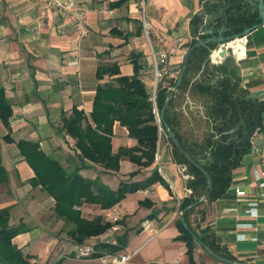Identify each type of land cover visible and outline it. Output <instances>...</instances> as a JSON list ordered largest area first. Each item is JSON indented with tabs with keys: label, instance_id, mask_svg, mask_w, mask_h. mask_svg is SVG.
Instances as JSON below:
<instances>
[{
	"label": "crops",
	"instance_id": "0c3cea01",
	"mask_svg": "<svg viewBox=\"0 0 264 264\" xmlns=\"http://www.w3.org/2000/svg\"><path fill=\"white\" fill-rule=\"evenodd\" d=\"M77 2L88 9L86 31L81 37L64 12L48 10L42 17L44 8L33 0H0V163L6 171L0 183V210L9 212V225L21 228L12 242L28 257L27 264H112L99 258L100 245L98 253L90 257L76 256L73 223L55 213L54 198L37 181L45 175L41 173L38 151L57 160L67 171L73 163H79L75 140L60 128L63 117H68L74 107L90 121L97 86L114 77L101 70V65L114 63L122 75H132L136 61L149 92L152 87L151 57L140 26L137 0ZM225 3L229 6V0ZM198 7L199 0H145L146 19L165 39L163 44L154 41L153 45L168 51L169 81L176 79L186 49L201 36L194 32L192 21ZM221 80L228 86L225 92L229 95L258 92L264 105V24L248 34L245 56L239 61L228 55L220 65H212L200 61L198 55L192 57L183 90L172 98L168 112L176 132L184 139L206 131L204 121L208 119L204 114L210 115L207 108L212 107L214 99L208 94L209 87L215 88ZM209 126L211 130L212 124ZM110 143L112 154L119 148L137 145L117 121L112 126ZM133 155L140 156V151ZM238 157L226 190L195 207L190 227L204 229L203 234L213 236L218 248L233 259L264 264V193L256 180L259 161L264 157V108L261 128ZM143 161L144 157L137 163L122 156L119 169L113 171L84 159L78 174L112 190L121 183L127 187L146 185L126 192L112 206L122 215V229L117 235L121 247L116 252L137 251L127 264H171L178 258L180 264H191L187 246L175 237L183 211L179 205L193 194L189 186L193 178H182L181 163L175 160L166 139L159 142L158 153L155 149L152 164L144 166ZM154 170L158 173H152ZM91 188L95 194L96 188ZM144 188H153L154 193L145 195ZM185 188L191 193L186 194ZM235 189L243 190L244 195H236ZM34 191L38 193L35 196ZM25 196L29 200L24 201ZM74 207L84 219L100 216L106 222L102 216L106 209L97 203L82 199ZM144 221L151 227L144 229ZM105 250L112 249L109 246ZM29 259L35 261L30 263ZM193 261L225 264L199 245L193 249Z\"/></svg>",
	"mask_w": 264,
	"mask_h": 264
},
{
	"label": "trees",
	"instance_id": "16d2710c",
	"mask_svg": "<svg viewBox=\"0 0 264 264\" xmlns=\"http://www.w3.org/2000/svg\"><path fill=\"white\" fill-rule=\"evenodd\" d=\"M192 21L194 26L195 21ZM257 22H259L258 14L254 13L249 18L242 19L239 26L235 28L234 33H240L245 27H250ZM211 48L212 47L209 46L197 47L191 52L178 91L183 90V84L186 82V74L190 68L192 57L198 55L200 61L205 62L207 61L206 58ZM100 68L112 74L114 77L109 82L97 86L92 110L89 114L90 121H88L89 119L86 118L82 110H78L74 107L68 117H63V123L60 128V132H63V134L75 140L74 148L80 165L70 172L73 174H67L69 172L51 156L44 155L40 151H38L37 156L41 158V162H39L43 169L41 173L45 174L43 178H39L37 181L41 183L45 187L47 193L54 198L55 213L64 220L73 223L74 228L71 234L76 243H81L90 236L102 233L109 225L107 221L102 222L100 216H95L91 220L82 218L80 216V210L74 207L78 206L82 199L84 201L97 203L102 209H107L119 202L126 192L146 186L130 185L127 187L125 183L123 185L121 183L116 190H112L100 184L96 179H85L78 174L80 168L83 166V160L87 159L94 164L101 165L106 170L116 171L119 169V159L122 156H127L137 161V163L144 157L145 161H143V165L148 166L154 161V153L158 139V126L152 111V104L149 101L150 93L147 90L146 84L140 78V66L137 62L133 61L132 75H122L119 67L114 63L108 66L101 65ZM207 76L211 77V74L207 73ZM174 82L175 80H172L168 81L166 85H158L156 91V106L158 111L170 92L167 85L172 87ZM224 82V80H221L216 84L215 88L209 87L208 94L213 98L217 97L224 91V88H228L227 85H224ZM176 94L177 93L174 95ZM171 102L172 99L165 110L164 119L172 127L189 156L198 159L209 147H211L210 157L207 161L203 162L202 165L209 172L213 180V187L206 202L212 201L226 190L231 181V169L238 163L239 157L228 155L220 145H216L210 140V136L206 137L203 141H198L197 136L190 140L184 139L176 132L173 121L168 115ZM209 114L212 117L211 111L208 115ZM115 121L126 128L128 135L136 139L137 145L131 148H119L116 153L112 154L110 142L112 126ZM83 122H85L84 126H82ZM167 140L171 144L168 138ZM34 148L36 150V146H34ZM137 151H140V156L133 155L134 152ZM172 151L175 160L178 163L185 164L187 170L193 175V180L189 184L193 189V194L180 203L179 208L182 211L193 204L196 198L201 197L206 192V179L173 145ZM5 173V169L0 163V183L5 180ZM152 173L158 172L154 170ZM55 174L57 176L56 178H54ZM92 186L96 188L97 192L95 194L91 188ZM202 203L204 202H199L184 212V220L187 228L182 225L181 221H178L177 227L179 229V234L175 239L184 242L187 246L186 254L191 264H197L193 261V249L198 245L192 237L191 232L195 233L213 252L233 259L229 254L222 252L218 248L213 236L203 234L204 229L200 231L196 228L198 224L195 227L198 231L190 227V218L194 213V209ZM8 221L9 212L7 210H0V264H27L28 257L25 258L20 249L12 242V239L21 232V228L9 225ZM106 247L109 246H100L99 253L101 252L100 254H102L106 251H110L105 250ZM120 247V243L110 246V248L115 251H119ZM112 250L110 252H113ZM96 253H98V250Z\"/></svg>",
	"mask_w": 264,
	"mask_h": 264
},
{
	"label": "water",
	"instance_id": "95a60500",
	"mask_svg": "<svg viewBox=\"0 0 264 264\" xmlns=\"http://www.w3.org/2000/svg\"><path fill=\"white\" fill-rule=\"evenodd\" d=\"M225 1L226 0H199V7L197 10H194L192 19L195 21L193 27L194 32H197L201 36L186 49L176 80L158 114V119L162 124L164 133L171 144L191 165L198 169L206 179V192L201 197L196 198V201L181 213V222L186 228L184 212L199 202H205L213 187L212 177L202 165V163L205 162L203 159L207 152H209L210 155L211 147H209L198 159L189 156L172 127L165 121V110L174 94L180 92L178 90L187 68L189 56L195 48L205 46L213 48L215 45L227 42L235 37L248 35L253 29L264 24V0H229V6L226 5ZM230 6L232 8L226 13V9ZM254 13L258 14L259 22L250 27H245L240 33H234L235 28L239 26L241 20L249 18ZM227 32H230V34H227ZM221 55H226V51L224 50ZM226 89L227 88H224V91L213 99V103L211 104L212 107H210V109L209 107L207 108L211 111L212 117L204 114L206 116L205 119H208L204 121V125L207 126V128L206 131L198 135L197 140L203 141L206 137L210 136V140L216 145H220L228 155L238 157L249 147L251 138L261 128V112L264 105L260 102L261 93L250 91L246 94L231 96L225 92ZM208 122L212 124L211 130H209L211 126H209L210 124ZM209 155L208 159L210 157ZM191 235L196 243L210 257L225 264H246L243 261L227 258L213 252L195 233L191 232Z\"/></svg>",
	"mask_w": 264,
	"mask_h": 264
},
{
	"label": "built area",
	"instance_id": "2783aa9c",
	"mask_svg": "<svg viewBox=\"0 0 264 264\" xmlns=\"http://www.w3.org/2000/svg\"><path fill=\"white\" fill-rule=\"evenodd\" d=\"M38 5L42 6L44 9L41 12V16L44 17L48 10H58L64 12L65 15L70 19L72 23V28L80 37L84 35L86 31V15L87 7L83 4H79L77 0H33ZM138 13L140 17V24L143 36L147 40L149 54L151 57L152 63V87L150 90L149 101L152 104V111L154 113L156 123L158 126V139L156 146V153H158V144L162 139L163 128L158 119L159 111L156 106V91L159 84L166 85L164 79L167 77L169 72V54L165 47L155 49L153 42L157 41L164 43V36L160 33H157L153 25L146 19L145 12V0H137ZM153 38V41L151 39ZM248 42V35H242L240 37H235L227 42H223L215 45L210 49L209 54L206 60L212 65H220L224 58L228 55L234 57L235 60L239 61L245 56L246 45ZM226 51V55H221L223 51ZM168 89L171 90V87L167 85ZM183 110V107H182ZM258 150V149H255ZM209 152H207L203 161L208 160ZM260 171L256 175V180L259 183L263 193H264V157L259 161ZM158 171L161 172V168H158ZM179 173L182 178L186 181L193 178V175L190 174L187 170V166L181 164L179 166ZM187 191L186 194L191 193L190 188H185ZM143 193L145 195H151L154 193L153 188H144ZM236 195H244V191L240 189H235ZM105 221L109 223L107 228L95 236L91 241H84L78 243L74 247V252L79 258H86L94 255L97 252V247L100 246H113L117 245V235L122 229V215L114 207L107 208L103 214ZM144 229L150 228V223L144 221L142 223ZM137 251H131L127 253H114L106 251L100 254L99 258L103 263L110 262L112 264H127L129 263L131 257L136 254ZM34 259H29V262L33 263ZM181 259H175L171 264H180Z\"/></svg>",
	"mask_w": 264,
	"mask_h": 264
},
{
	"label": "rangeland",
	"instance_id": "374dc122",
	"mask_svg": "<svg viewBox=\"0 0 264 264\" xmlns=\"http://www.w3.org/2000/svg\"><path fill=\"white\" fill-rule=\"evenodd\" d=\"M144 40H145V43H146V46H147V48H148V43H147V40L145 39V37H144ZM151 41H153V38L151 39ZM148 51H149V48H148ZM150 55V54H149ZM176 80V79H175ZM169 80H167L166 78L164 79V83L165 84H167V82H168ZM151 83H152V81H151ZM175 96V95H174ZM173 96V97H174ZM162 139H166L167 140V137H166V135H165V133H164V130H163V133H162ZM181 164H183V163H181ZM79 165V163H73L72 164V166H73V168H72V166L69 168V170L67 171V172H71L75 167H77ZM62 166V165H61ZM72 169V170H71ZM191 174V173H190ZM34 193V196H35V194L37 195L38 193L37 192H33ZM17 200V202H19V198L18 199H16ZM23 200L24 201H26V200H29V199H27L26 198V196L23 198ZM32 200H35V198L34 199H32ZM134 250H136V249H134ZM134 250H132V251H134ZM114 253H116V251H113ZM32 263V262H31Z\"/></svg>",
	"mask_w": 264,
	"mask_h": 264
}]
</instances>
